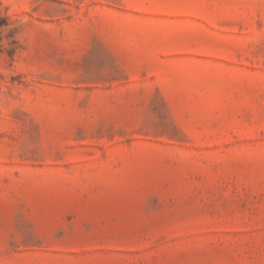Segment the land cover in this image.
<instances>
[{"label": "rangeland", "instance_id": "1", "mask_svg": "<svg viewBox=\"0 0 264 264\" xmlns=\"http://www.w3.org/2000/svg\"><path fill=\"white\" fill-rule=\"evenodd\" d=\"M0 264H264V0H0Z\"/></svg>", "mask_w": 264, "mask_h": 264}]
</instances>
